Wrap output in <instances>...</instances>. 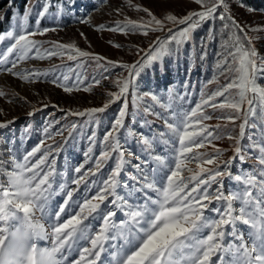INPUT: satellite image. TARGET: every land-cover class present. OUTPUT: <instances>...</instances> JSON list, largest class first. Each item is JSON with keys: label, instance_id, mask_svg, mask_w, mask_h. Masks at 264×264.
Segmentation results:
<instances>
[{"label": "snow or ice", "instance_id": "6c2138e0", "mask_svg": "<svg viewBox=\"0 0 264 264\" xmlns=\"http://www.w3.org/2000/svg\"><path fill=\"white\" fill-rule=\"evenodd\" d=\"M41 4L40 8L26 0L22 15H18L17 25L14 29L0 34V43L6 39L8 45L0 50V72H7L23 80L34 82L40 76L47 77L49 73L32 72L29 74L14 72L18 63L32 58L43 59L46 56H66L69 61L76 62V69L83 68L87 62L95 61L96 66L108 72V67L101 62L111 65L112 68L120 67L124 70L113 81L118 91L107 92V100L102 107L88 108L83 111L60 109L58 105H51L65 116L87 117L86 123L93 125L99 119L98 114H103L117 101H123L115 117L111 120L110 127L105 132L102 140L104 145L99 157L95 161V167L82 172L83 164L74 168V173L70 179L65 180L60 185L63 190L67 184H74L75 189L66 192V199L53 213L56 221L60 220L61 214H65V208L72 201L73 192L79 189L83 183L86 192L90 190V184L97 185L95 194L85 195L83 201L79 203L78 210L62 223L51 224V235L54 237L53 246L50 248L40 247L38 241L47 239L48 234L44 231V225L39 219L33 218V209L47 216L45 211L49 201L56 175V158L62 150L63 145H48L44 147L47 139L53 138V133L49 128L53 124H58L60 119L49 120L43 128L44 139L27 151L22 161L17 159L14 153V142L5 141L8 147L0 149V175L7 174L8 186L0 184V264H64L67 256L63 255V250L67 246L69 254L72 251L78 252V258L69 264H101V255L107 249L105 242L108 240H123L122 245H110L115 251L109 252L111 260L108 264H264V179H257L255 175L243 178L245 188L240 193L223 194V177L230 176L229 171L232 160L239 159L243 162L246 153L241 146V139L244 137L246 129L257 130L261 138L253 141L249 145L250 149L259 150L260 176L264 177V127L255 122L249 123V119L256 115V109H260L257 119L264 124V86H260L258 81L264 80V24H241L233 12V6L242 9L248 14H264V8L258 9L249 0H189L198 7L189 10L186 15L177 16L172 12L165 11L162 17L158 18L148 7L133 5L128 0V7L136 11L143 12L148 19L141 21L128 20L125 23L117 22L115 26L108 27L104 24L92 25L91 17L94 11H99L96 4H92L84 15H80V4L82 0H37ZM106 0H100L103 6ZM14 0H8V8H12ZM114 11L119 14L121 8ZM35 15V28L28 30L27 24ZM46 16L55 20L63 17H71L79 24H86L94 28L97 32L111 31L123 34H142L148 36L149 33L164 32L163 36H156L150 41L147 49L137 48V59L133 63H121L108 60L99 54L85 51L75 44L56 43L51 50L41 52L39 42L32 39L36 35H44L48 31H56L55 27H39L40 22ZM5 16L0 15V21ZM219 21V27L216 22ZM171 25V26H170ZM208 25L205 34L199 37L201 48L200 61L203 62L208 55L210 42L220 38V51L216 54V66L220 70V75H224L227 83L218 87L215 91L205 93L201 91V100L195 107L186 112L182 119L169 122L164 119V123L170 133L166 138L165 132L161 131L159 137L150 136L147 133L137 132L129 129L130 134L136 138L137 143L142 146V151L152 156L157 164L153 172H160L163 168L168 171L163 176L152 177L144 174L143 165L148 164V159L136 156L138 163L134 167L141 172V176L132 175L134 184H125L121 179L125 164V150L119 138L121 129L125 127V118L131 115L138 116L137 111L129 113L127 97L136 90L143 91L145 97H150L153 101L162 103L158 98V93L153 91L149 83L143 80V76L152 72L159 78H167L173 70L180 73L181 67L187 77L194 69L188 63V53L186 47L191 48L197 41L196 33ZM81 37L87 40L83 32ZM259 45V47H258ZM119 47V45H116ZM31 54V55H30ZM53 72L58 69L53 68ZM75 71L69 68L68 73L60 72L49 80L58 88H62L67 94H72L74 90H79L84 83V75L80 71H75V77L69 73ZM108 79V76H104ZM94 79L95 84H100V80ZM71 81V83H69ZM182 86L188 94L189 85L185 81ZM158 87V84H157ZM88 91V87L83 89ZM169 93L171 90L168 89ZM5 94L0 92V97ZM219 97L224 99L220 102ZM26 99V98H24ZM136 100L140 96L135 97ZM246 105V107H245ZM49 107L48 104L44 108ZM220 110L223 114L217 119H227L235 122L241 119L239 135L234 139V156L228 161L220 163V150H216L215 156H205L193 153L194 148H201L205 143H211L212 139H219L213 135L209 125L204 121L212 119L211 114H205V109ZM224 110H227L225 112ZM40 108H34L27 113L28 117H33ZM3 110L0 109V114ZM144 112L149 115L160 116L153 112L151 108L145 107ZM172 117L176 113H171ZM163 119V117H161ZM15 123V119L0 122V129L8 128ZM141 128L149 126L147 119L140 121ZM77 124L73 122L71 128L75 129ZM215 127H219L218 125ZM31 125L25 126V133H30ZM58 131L55 135H60ZM90 145L95 143V132L88 137ZM160 140L165 144L169 142L178 143L177 154L173 164L165 163L163 157L153 155V143ZM67 138H65V143ZM8 156L5 158L4 153ZM92 152L89 146L85 156ZM40 153L39 156L37 154ZM115 153V157H113ZM129 156L134 153H129ZM52 156V159L49 157ZM109 159L113 160V166L109 169L105 178H98L89 182L88 176L95 177L100 172L102 165ZM197 161L198 173L190 178L182 176V166ZM202 161V163H201ZM13 163L15 170L5 168L6 164ZM202 165H215L212 169H207ZM191 171V169H188ZM30 173L31 175H27ZM237 182L242 181L241 175H235ZM195 183H192V182ZM192 186L189 187V184ZM216 184L215 195L208 189L211 184ZM159 185V186H158ZM203 186V187H202ZM251 186V187H249ZM118 188H128L127 196L122 195ZM251 188H258L259 195L253 196ZM150 191H155L156 199L149 196ZM134 193H142L143 201L132 203L127 197ZM239 199L242 207L238 215H233V200ZM226 201V207L221 210L213 205L214 201ZM107 202V203H106ZM76 201H73L75 204ZM101 205H105L101 208ZM111 205L112 207H108ZM251 205V210L249 209ZM117 210L128 217L127 220L114 221ZM208 212H216L219 218L205 215ZM69 211H72L69 208ZM22 213L23 215H20ZM95 214V215H94ZM100 219L101 225L95 233L89 231L91 225L86 223ZM43 218V217H41ZM12 221V222H10ZM238 222L250 225L252 231L249 233L251 244L245 243L242 236L236 232ZM231 226V234L240 240L239 245L229 243L222 248L221 241L225 236V227ZM208 230L205 236L201 234ZM80 240L88 241L89 246L73 249V243ZM218 251H228L232 254L230 262L225 261L222 256L217 257V261L212 260V256Z\"/></svg>", "mask_w": 264, "mask_h": 264}, {"label": "rangeland", "instance_id": "374dc122", "mask_svg": "<svg viewBox=\"0 0 264 264\" xmlns=\"http://www.w3.org/2000/svg\"><path fill=\"white\" fill-rule=\"evenodd\" d=\"M31 2L36 6L37 9L40 8L41 4L38 3L37 0H31ZM250 2L255 4L258 9L264 8V0H249V3ZM25 3L26 0H23L19 5L18 0H14L13 7L8 8V0H0V15L5 16V19L3 21H0V34H4L8 30L14 29L16 27L18 15L23 14ZM92 4H96L99 7V11H94L92 13V25L104 24L108 27H113L118 21L121 23H125L128 20L139 22L142 18L144 20L148 19L145 13L136 11L133 8L128 7V0H106V3L103 6L100 5V0H82L80 4V15H84L88 8L92 6ZM131 4L148 7L158 18L162 17L165 11L172 12L177 16H183L186 15L189 10L196 9L198 7L194 3L189 2V0H131ZM116 8H121V13L117 14L114 11V9ZM233 12L236 15L237 20L240 21L241 24H264V14H248L244 10L238 9L235 6H233ZM39 27L41 29H51L53 27L57 29L56 31L50 30L44 35H36L35 37H32V39L39 42L41 52H44V50L46 49H53L56 43H71L75 44L82 50L106 57L108 60L129 64L133 63L138 58L135 54L137 48L147 49L149 47L150 41L154 40L156 36H163L165 34L164 32H155L149 33L148 36H144L139 33L126 35L121 32H97L93 27L86 24L76 23L72 20L71 17L67 16L59 20H55L52 17L46 16L41 20ZM27 28L28 30H34L35 15L30 17ZM81 32L85 34L87 40L81 37ZM8 43L9 41L7 39L3 43H0V50H3L8 45ZM116 45H119V47H117ZM261 52L264 53V48H261ZM104 66L108 67V72H104L103 68L97 67L95 61L87 62L83 68L76 69L75 61H69L66 56L61 57L58 55H53L50 57L46 56L43 59L32 58L21 61L13 70L14 72L24 74H29L32 72L49 73L47 77L41 75L40 79L35 80L34 82L23 80L7 72H0V92H3L5 94L3 97H0V109L3 110L2 114H0V122L15 119V123L11 124L8 128L0 129V149L8 147L5 141L12 140L14 142L13 154L17 157V159L22 161L23 155L27 151L31 150L32 147L37 145L41 139L45 138L43 128L47 124V122L49 120L59 119L63 117L62 119H60V122L58 124H53L49 128V132L53 133V138L47 139L44 145V147H47L48 145L55 146L57 144H60L63 145V148L58 155L56 153H53L57 163L55 166L56 175L54 177L53 187L49 190V193H51V195L45 209L48 215L43 216V213L36 209H33L32 213L33 218L39 219L40 223L44 225V231L48 234L47 239H40L38 241L40 247L50 248L53 246L54 237L51 235V224H55L58 222L62 223L64 220L68 219L69 216L73 214V211L78 210V205L83 201L85 195L91 196L95 194L97 185L90 184V190L86 192L85 185L82 183L79 186V189L73 192L72 201H69V205L66 206L65 214H61L59 221L55 220L53 213L58 210L64 199H66V192L68 190L77 188L76 185L69 183L63 190H61L60 185L64 184L65 180L70 179L73 175H79L74 173V168L76 166L83 164L82 172L87 171L90 168H94L95 161L100 155L98 151L96 152L95 157L92 158L91 161H88V157L85 156V153L87 152L89 146H92V144L88 145L90 143L88 140V135L87 137L85 136L86 138H84L82 140V144H80V153L77 154L75 152L67 156L66 153H63L67 144V142L65 143V138H67L68 141L70 137L74 135V132L77 129H83V127L86 128L88 126V124L86 123L87 117L65 116L64 112L59 111L57 108L51 107V105H58L60 109L80 111L88 108L102 107L108 98L107 92L118 91L113 81L118 75L124 73V70L120 67L112 68L111 65H107L105 64V62ZM53 68L58 69V71L53 72ZM69 68H73L75 69V71L82 72L85 77L84 83L80 86V89L74 90L72 94L65 93L62 88H58L54 84L49 82L52 76L58 75L60 72L68 73ZM75 71L69 74L75 77ZM104 76H108L109 78L104 79ZM93 78L100 80V84H95ZM224 78V75L217 74L215 78H211L209 84H207L206 89L202 87V82H199L198 86L195 87V95L193 97H188L190 98L189 101L183 104L186 108L184 107V109L180 113L181 116L177 117L176 119H182L186 112L190 111L195 107L196 103L200 102L201 91L210 94L211 92L215 91L218 86H222L224 82L226 83L227 80H225ZM168 82H170V80ZM69 83H71V81H69ZM258 84L260 86H264V80L258 81ZM158 86L159 88H156L157 86H152L151 89L158 93V98L162 101V103L153 101L150 97H147V100L144 103L146 104V107L151 108L153 112L159 113L160 116L149 115L145 113V115L142 117L149 120V122L152 121L151 124L156 129L158 135L161 131H163L165 132L167 138L168 136H170V133L168 132V129L164 123V119H168L169 122H174L176 119L173 118L166 109L168 106L166 105V101H168L170 98L168 90H166L161 84ZM85 87H88L89 90L84 91L83 89ZM171 88V91L174 92L173 99H175V102H180L181 97L177 95V88H175L173 85L171 86ZM192 88H194V85H192ZM135 97V93L131 92L127 97L128 105L129 102H135ZM223 99V97H219L217 102H220ZM170 102L174 101L171 100ZM45 104H48L49 107L44 108ZM34 108H40L42 109V111L37 112L33 117H28L27 113L29 111H32ZM118 109L119 101H117L115 104H112L111 107L105 111V113L98 114V123H95L91 126L95 129L98 124H102L101 127H103L104 132H106L110 127L111 120L115 117ZM224 111L227 112V110ZM256 113L260 114L259 108L256 109ZM205 114H211L213 118L204 121V124L211 126L210 130L213 131V135L219 136L220 138L212 139L211 137H209L211 143H205V145L201 148H194L193 153H190L188 155L190 157L197 154H204L205 156H215L216 150L219 149L220 163L222 165L224 161H228L234 156L233 146L236 141L234 139H229L228 137H236L239 135L238 125L242 121L241 119H237L235 120V122L229 121L227 119H217V117H220L223 113L220 110H213L210 108L205 109ZM161 117H163V119ZM103 118H108L109 122L104 123ZM73 122L77 124V127L75 129L71 128V124ZM26 125H31V130L28 134H26L24 131ZM33 125L36 126L34 129L40 131L41 133H39L33 139H28L27 137H31V134H33ZM217 125L219 126L218 128L215 127ZM126 129V126L121 129V133L119 136L121 144L123 145V148L125 150V159L129 161L125 164L124 171L121 174L122 181L125 184L132 185L135 183V181L131 179L132 175H136L138 177L141 176V172L134 167V165L138 163V161L136 160V156H141L148 159V164L143 165V172L150 179L154 176L159 177L166 174L168 171L167 168H163V170L160 172L152 171L153 168L157 167L156 162L154 161L152 156L148 155L147 152L142 151V146L137 143L136 138H134L130 133L129 136H123L121 138L122 132L124 133V130ZM58 131L61 134L55 135V133H57ZM22 134L24 135V137H21ZM104 135H101V137H99L98 139V146L100 148V151H102L104 147V145L101 143ZM260 139L261 138L257 134V130L248 128L247 135H245V137H243L240 141L241 146L246 153V159L243 162H241L238 158L232 160V163L229 167L231 175L223 177L222 181L223 188L221 189V191L225 196L234 192H242L245 188L243 178H246L247 176L255 175L258 180L264 179V177L260 176L259 174V169L261 167L258 161V157L260 155L259 150L249 148V145L253 143V141H259ZM131 142L135 144L134 148L128 147L127 144L129 143V145L131 146ZM74 145L75 147L79 146L78 141ZM161 146L163 147L161 149L152 148L153 155L161 156L164 158L165 163L173 164L174 158L177 154V148L179 147L178 143L174 144V142H169L166 145L162 144ZM129 153H134V155L129 156ZM39 155L40 153L37 154V156ZM4 156L5 158H7L8 153L5 152ZM49 159H52V156H50ZM112 166L113 160H108L106 164L102 165L100 172H98L95 177L89 174V182L98 178H105ZM202 166L206 168V172L203 174L204 176L207 175V169H212L215 167V165ZM5 168L10 171L15 170L13 163L6 164ZM182 169V176L186 178H190L192 175L197 174L199 171L197 168V161L187 163L186 167L182 166ZM188 169H191V171H189ZM27 175L31 174L28 173ZM235 175H241L242 181L237 182L234 179ZM192 183L195 182L193 181ZM192 183L189 184V187L192 186ZM0 184L5 187L8 186L6 173L4 175H0ZM216 189L217 185L213 183L208 190L215 195ZM117 191H119L122 195L127 196L129 189L118 188ZM251 191L253 193V196L259 195L258 188H251ZM149 196L154 199L158 198L155 191H150ZM127 198L132 203H135L137 201L142 202L144 199L142 193H134L133 196ZM73 201H76V203L73 204ZM232 204L234 209L233 215H238L239 209L243 206L242 202L239 199H234ZM104 207L105 205H101V208ZM108 207L112 206L108 205ZM209 207H215L223 210L226 207V201H214L213 205H210ZM248 207L251 210V205H249ZM261 207H264V205H261ZM69 208H71L72 211H69ZM19 214L23 215L22 213ZM205 215L219 218V214L214 211L208 212L207 210H205ZM127 219L128 217L119 210H117V215L113 217V220L117 222ZM86 223H90L91 227L89 231L91 233H95V231H97L99 226L101 225V221L99 218L96 220H92L91 217H89V221H86ZM251 231L252 229L250 225L243 224L242 222H238L236 225L237 234L242 236L245 243H248L249 245L251 244L249 236V233ZM207 233L208 230L206 229L205 232L201 235L205 236ZM229 243L239 245L240 240L231 234V226H226L225 236L221 241L222 248ZM112 244H115L117 246L122 245L123 240L117 239L108 240L105 242V248L107 249V251H105L101 255V264H108V262L111 260L109 252L115 251V249L110 247V245ZM84 246L90 247L89 242L80 240L76 243H73V249H79ZM63 255L67 256L64 264H69L70 261L78 258V252L72 251L71 254H69L67 246L63 250ZM218 256H222L223 259L228 262L232 260V254L228 251L216 252L212 256V260L217 261ZM82 264H84V262H82ZM217 264H219V261H217Z\"/></svg>", "mask_w": 264, "mask_h": 264}, {"label": "trees", "instance_id": "16d2710c", "mask_svg": "<svg viewBox=\"0 0 264 264\" xmlns=\"http://www.w3.org/2000/svg\"><path fill=\"white\" fill-rule=\"evenodd\" d=\"M23 0H18L19 5L20 2H22ZM251 3V2H250ZM220 22L217 21L216 22V26L219 27ZM208 25L204 26L203 30H200L196 33L197 36V41L195 43V45L191 48H187L186 47V52L188 53V63L191 65V67L194 69L191 73H189V75L186 77L185 73L183 71V66L181 67V71L179 74L176 73L175 69V65H172L171 68L173 69L170 74L168 75L167 78L163 79V78H159L158 76H156L154 73L152 72H148L143 76V80L149 83V86H157L158 85H162L164 86V88L166 90L170 89L172 90L171 86L173 85L175 88H177V95H179L181 97L180 102H175V99H173V95L174 92L171 91V93H169V100L166 101V105L167 106V112L169 114L175 112L176 116L173 118H177L181 116V112L184 109V103H187L189 101L190 98L188 97H193L195 95V87L198 86L199 82H202V87L204 89H206L207 84H209L211 78H215V76L217 74H220V70L217 68L216 66V59H217V53L221 50L220 49V45H221V41L220 38L217 37L216 40L210 42V47L208 49V55L205 58V60L203 62L200 61L199 57L201 54V48L199 45V37H202L205 34V31L207 30ZM101 63L104 64V62L102 61ZM204 76V78H203ZM226 80V78H224ZM170 80V82H168ZM164 81V82H162ZM187 82V84L189 85L188 88V94L186 95H182L185 92L184 87L182 86V84L184 82ZM227 83V82H226ZM225 84V82H224ZM223 84V85H224ZM192 85H194V88H192ZM218 87H221L218 86ZM217 87V88H218ZM156 88H159L156 87ZM174 88V89H175ZM143 90H147V89H141V90H136L133 91L135 93V96L139 95L140 99L139 100H135V102L130 103L129 102V113L135 112L137 111V109H139V115L136 116L135 118H133L131 115H129L128 117L125 118V126L127 127L126 130H124V133L122 132L121 134V138L127 137L129 136L128 129H138L137 132H143V133H147L150 136H156L159 137L156 129L152 126V121L149 122V126L143 127L141 128L140 126V121L142 119H146L143 118L142 116L145 115L144 108L146 107V104L144 103L147 100V97H145L143 95ZM174 101V102H170V101ZM182 101V102H181ZM122 102L119 101V107L121 106ZM186 108V107H185ZM260 114L256 113V115H254L253 117H251L249 119V123H253L255 122L257 125H260L262 127H264V124L261 123L260 120L257 119V116H259ZM149 117V116H148ZM104 119V118H103ZM149 121V120H148ZM109 122L108 118L104 119V123ZM98 123V122H97ZM239 124V122H238ZM237 124V125H238ZM102 124H98L97 127H92L91 125L88 124V126L86 128L83 127V129H77L74 132V135L72 137H70V139L67 141V144L65 146L64 152L66 153V156L72 153H80V144H82V140L84 138L88 136H91L93 132H95V143L92 144V152L87 156L88 157V161H91L92 158L95 157L96 152L99 151V153H101L100 148L98 146V139L99 137H101V135H104V128L101 127ZM36 126L33 125L32 129H33V134H31V137H27L28 139H33L34 137H36L39 133H41L40 131L34 129ZM256 130V129H255ZM248 129L245 132V135H247ZM244 135V137H245ZM86 136V137H85ZM21 137H24V135L22 134ZM78 141L79 146L75 147V143ZM125 143V142H124ZM165 144L164 142L160 141V140H156L153 143V148L155 149H161L163 148L161 145ZM90 145V143L88 144ZM128 147H135V144H133L131 142V146L129 145V143L127 144ZM166 145V144H165ZM135 151V150H134ZM113 157H115V153H113ZM68 158V157H67ZM112 160V159H111ZM109 159V161H111ZM70 164V163H69Z\"/></svg>", "mask_w": 264, "mask_h": 264}]
</instances>
